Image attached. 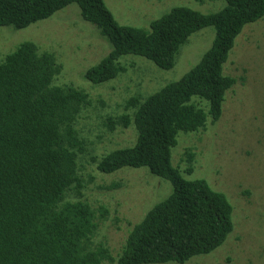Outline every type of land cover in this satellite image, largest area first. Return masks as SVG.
Here are the masks:
<instances>
[{
	"label": "trees",
	"instance_id": "16d2710c",
	"mask_svg": "<svg viewBox=\"0 0 264 264\" xmlns=\"http://www.w3.org/2000/svg\"><path fill=\"white\" fill-rule=\"evenodd\" d=\"M224 1L212 13L174 6L144 28L118 23L104 0H0V26L12 29L76 4L80 17L111 45L83 74L92 85L123 72L118 58L124 55L170 69L192 33L215 30L211 46L179 79L145 97L150 91H137L118 114L100 115L106 132L132 126L135 131L132 145L101 154L78 126L92 98L83 88L60 83L62 66L54 51L26 40L0 56V264L183 263L226 240L234 229L231 202L206 180L183 175L192 173L197 147L184 148L182 169L171 163L179 132H194L202 141L217 137L208 123L219 119L223 101L235 91L231 87L245 79L244 68L232 77L223 66L243 26L264 16V0ZM186 139L192 144L195 136ZM86 163L106 174L146 167L171 183L167 197L132 225L115 255L95 240L108 209L83 198L92 180Z\"/></svg>",
	"mask_w": 264,
	"mask_h": 264
},
{
	"label": "rangeland",
	"instance_id": "374dc122",
	"mask_svg": "<svg viewBox=\"0 0 264 264\" xmlns=\"http://www.w3.org/2000/svg\"><path fill=\"white\" fill-rule=\"evenodd\" d=\"M104 1L118 23L144 28L174 6L212 13L225 4L224 0ZM214 36L212 26L192 33L180 47L173 67L167 70L141 56H121L118 62L126 69L114 79L92 85L83 74L111 51V45L93 24L80 17L76 4H69L21 29L0 26V56L26 40L33 41L41 50L54 51L62 66L58 75L60 83L83 88L92 98V105L81 113L78 126L92 140L94 152L101 154L132 145L135 131L132 126L106 132L100 115L118 114L121 104L137 91H150L143 94L145 97L179 79L200 60ZM240 68H244V81L231 87L235 91L229 92L228 102L223 101L219 119L208 123L216 127L217 137L202 141L194 132H179L177 143L171 149L172 165L178 164L182 169L184 148L197 147L199 153L192 173L183 175L187 179L202 178L211 188L227 196L233 206L234 229L208 254L194 256L184 263L151 264H264V144L258 149L261 146L258 139L264 140V16L243 26L223 72L237 77ZM192 136L195 139L191 144L186 138ZM84 166L92 180L83 190V198L94 207L101 204L108 209V217L100 225L95 240L106 244L115 255L132 225L167 197L171 183L146 167H122L106 174L97 171L93 163Z\"/></svg>",
	"mask_w": 264,
	"mask_h": 264
},
{
	"label": "clouds",
	"instance_id": "9594fccd",
	"mask_svg": "<svg viewBox=\"0 0 264 264\" xmlns=\"http://www.w3.org/2000/svg\"><path fill=\"white\" fill-rule=\"evenodd\" d=\"M191 259V258H190ZM184 263V262H183Z\"/></svg>",
	"mask_w": 264,
	"mask_h": 264
}]
</instances>
